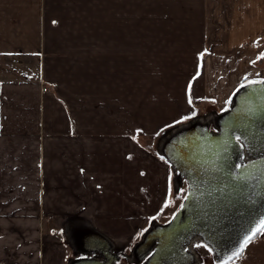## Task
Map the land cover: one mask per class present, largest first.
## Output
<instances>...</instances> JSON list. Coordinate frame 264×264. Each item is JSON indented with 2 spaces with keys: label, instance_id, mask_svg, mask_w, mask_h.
Returning <instances> with one entry per match:
<instances>
[{
  "label": "crops",
  "instance_id": "obj_1",
  "mask_svg": "<svg viewBox=\"0 0 264 264\" xmlns=\"http://www.w3.org/2000/svg\"><path fill=\"white\" fill-rule=\"evenodd\" d=\"M153 1L146 16L197 12L200 54L219 52L218 62L228 55L237 72L250 52L264 50V0H176L183 6L175 9ZM136 12L137 0H0V264H116L138 236L133 253H147L145 264L152 236L172 220L153 222L166 205L168 172L136 144L151 103L138 104L130 68L122 75L137 61ZM146 29L154 34L152 20ZM222 64L208 92L220 118L232 110L236 73L234 65L220 72ZM243 88L235 104L264 84ZM225 262L264 264V235Z\"/></svg>",
  "mask_w": 264,
  "mask_h": 264
},
{
  "label": "rangeland",
  "instance_id": "obj_2",
  "mask_svg": "<svg viewBox=\"0 0 264 264\" xmlns=\"http://www.w3.org/2000/svg\"><path fill=\"white\" fill-rule=\"evenodd\" d=\"M156 1L158 0L152 2L154 9ZM168 1L166 3L171 9H175L177 5L183 6L179 1ZM146 4H151V0H137L136 65L121 69L122 75H124L130 68V77L135 76L136 78L139 94L138 104L145 102L149 106L151 103L152 121H147L146 130H148H145L146 134L141 133L137 136L136 144L142 147L146 153H151L156 160L158 159L164 170L168 172V195L165 197L164 203L167 206H163L161 214L153 220L158 224H166L181 208L188 192L186 180L183 177L180 178L179 172L167 158L166 145L197 133L217 134L222 115L218 110L219 106L213 101L215 99L209 97L210 94H208L210 86H213L215 80L212 79L211 73L213 66L223 62L220 68H217L220 72L228 71V65H234L236 69V73L230 75L228 81V84L234 86V89L230 100L228 99L227 109L225 107L227 112L236 105L233 100L235 96L237 97V92L243 88L241 84L247 86L250 85L249 81L264 80V50L250 52L249 59L243 62L244 65L242 64L243 66L237 72L238 67L235 60L228 59V55L223 58V61L218 62L215 53L219 52H210L208 53L211 54L210 56H206L204 52L200 54L203 42L199 33L201 19L197 12H185L184 14L178 12L173 15L167 13L168 19L163 20L157 16L163 14L160 11L156 12L157 15L154 12L150 13L151 16H146ZM168 11L172 12L173 10ZM246 14L250 22L253 23V26L250 24V30L256 31V28L261 24H257L260 21L255 9L252 8V3H249ZM222 17L225 18L226 13L222 14ZM147 20H152L153 30H156L154 34L146 33ZM219 36L222 37L221 34ZM121 40L122 43H127L128 36L122 35ZM216 40H218L217 35L210 43L216 44ZM258 53L259 55H257ZM201 67L202 70H205L206 75L202 74L200 83L192 82ZM239 72L245 75L244 79H240ZM138 110H141L140 105H138ZM141 237H136L131 244L123 245L128 246L123 250L125 253L123 257L113 258L116 264H136V259L139 263L146 261L147 253H142L141 256H136L139 255L138 251H136L137 254L133 253V245L136 244L135 242H140ZM194 239L196 241L192 245V250L198 260V263L195 264H222L232 255L231 253L221 257L199 236L196 235ZM210 248L211 251H209ZM109 259L112 260L110 257Z\"/></svg>",
  "mask_w": 264,
  "mask_h": 264
},
{
  "label": "water",
  "instance_id": "obj_3",
  "mask_svg": "<svg viewBox=\"0 0 264 264\" xmlns=\"http://www.w3.org/2000/svg\"><path fill=\"white\" fill-rule=\"evenodd\" d=\"M262 90L238 98L220 118L217 134L197 133L166 145L168 160L188 184L187 199L152 236L146 249L155 247L146 264H192L193 257L184 261L183 248L196 235L228 256L264 217Z\"/></svg>",
  "mask_w": 264,
  "mask_h": 264
},
{
  "label": "snow or ice",
  "instance_id": "obj_4",
  "mask_svg": "<svg viewBox=\"0 0 264 264\" xmlns=\"http://www.w3.org/2000/svg\"><path fill=\"white\" fill-rule=\"evenodd\" d=\"M250 84H264V80L260 81H249ZM241 87H245L244 84H241ZM191 102V101H190ZM237 141H240V137H236ZM243 146V145H242ZM243 165H237V168L242 167ZM187 199V197H186ZM167 206V205H165ZM183 207V205H181ZM175 218V217H174ZM258 235H264V217L260 218L258 224H256L254 227H252L247 234L244 236L242 242L240 243L239 247L232 253V255L228 258L229 261H232L233 258H239L240 254L244 251V249L247 247L249 243L252 242L254 238H256ZM199 246V245H198ZM212 249L210 248L209 251ZM227 264V262H225Z\"/></svg>",
  "mask_w": 264,
  "mask_h": 264
},
{
  "label": "flooded vegetation",
  "instance_id": "obj_5",
  "mask_svg": "<svg viewBox=\"0 0 264 264\" xmlns=\"http://www.w3.org/2000/svg\"><path fill=\"white\" fill-rule=\"evenodd\" d=\"M238 142H240V141H238ZM151 242V241H150ZM149 243V242H148ZM193 245V244H192ZM188 246V245H187ZM187 246H184V248H183V251L186 253V254H188V255H185V256H187L186 258H185V260L184 261H186V259L188 260V258L190 259L191 257H192V255H191V251L189 250V248L187 247ZM137 258H141V257H137ZM119 259H120V257H119ZM135 262H136V264L137 263H139V261L136 259L135 260ZM119 264V263H118ZM139 264H144V262H142V263H139ZM146 264V263H145Z\"/></svg>",
  "mask_w": 264,
  "mask_h": 264
},
{
  "label": "bare ground",
  "instance_id": "obj_6",
  "mask_svg": "<svg viewBox=\"0 0 264 264\" xmlns=\"http://www.w3.org/2000/svg\"><path fill=\"white\" fill-rule=\"evenodd\" d=\"M194 241H196V240L195 239L190 240V242L188 243V246H187L189 248V250H191V251H193L192 250V244L194 243ZM193 261H194V259H193Z\"/></svg>",
  "mask_w": 264,
  "mask_h": 264
}]
</instances>
